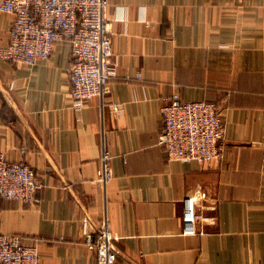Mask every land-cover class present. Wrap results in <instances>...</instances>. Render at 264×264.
<instances>
[{
  "label": "crops",
  "instance_id": "0c3cea01",
  "mask_svg": "<svg viewBox=\"0 0 264 264\" xmlns=\"http://www.w3.org/2000/svg\"><path fill=\"white\" fill-rule=\"evenodd\" d=\"M104 17L112 75L79 111L66 41L31 67L0 60V155L43 184L37 205L0 200V232L34 245L40 264H96L83 218L108 226L115 264H264V0H107ZM11 21L0 13V46ZM173 95L217 104L220 160H166L160 109ZM196 192V233L183 235Z\"/></svg>",
  "mask_w": 264,
  "mask_h": 264
},
{
  "label": "built area",
  "instance_id": "2783aa9c",
  "mask_svg": "<svg viewBox=\"0 0 264 264\" xmlns=\"http://www.w3.org/2000/svg\"><path fill=\"white\" fill-rule=\"evenodd\" d=\"M106 6L107 0H0V13L12 16L0 60L31 67L48 59L57 41H66L71 54L69 96L72 108L79 111L89 99L105 95L112 75ZM160 111L163 126L157 144L166 160L208 166L223 157L225 123L217 104L173 95L162 99ZM261 148L264 151V128ZM101 160V181L106 184L112 178L107 152ZM42 188L40 176L30 166L0 155V200L37 205ZM204 197L196 192L182 200L183 235L196 233ZM81 235L94 250L96 264H115L114 236L107 225L94 231L83 218ZM0 264H40L37 248L24 244L19 235L0 232Z\"/></svg>",
  "mask_w": 264,
  "mask_h": 264
},
{
  "label": "water",
  "instance_id": "95a60500",
  "mask_svg": "<svg viewBox=\"0 0 264 264\" xmlns=\"http://www.w3.org/2000/svg\"><path fill=\"white\" fill-rule=\"evenodd\" d=\"M5 95L7 96V98L9 99V97H8V95H7V93H5ZM76 201L78 202V204L80 205V206H82L81 205V203H80V201L76 198ZM83 211H84V213L86 214V216H87V218L89 219V217H88V215H87V213H86V211H85V209L83 208Z\"/></svg>",
  "mask_w": 264,
  "mask_h": 264
}]
</instances>
